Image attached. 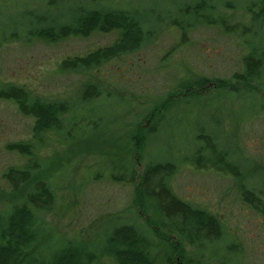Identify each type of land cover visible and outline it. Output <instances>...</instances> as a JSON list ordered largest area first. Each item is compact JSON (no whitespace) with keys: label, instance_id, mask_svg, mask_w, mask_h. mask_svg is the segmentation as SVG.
Returning <instances> with one entry per match:
<instances>
[{"label":"rangeland","instance_id":"374dc122","mask_svg":"<svg viewBox=\"0 0 264 264\" xmlns=\"http://www.w3.org/2000/svg\"><path fill=\"white\" fill-rule=\"evenodd\" d=\"M49 1L0 0V37L10 33L11 19L21 13L57 12L88 2L55 0L54 6H48ZM199 1L107 0L106 4L128 11L144 10L140 23L148 39L88 72L62 73L59 63L111 45L116 32H95L53 45L21 40L2 44L1 81L22 85L44 98L72 100L77 112L86 115L65 122L76 125L71 130L77 136L74 142L58 145L50 135L41 152L50 159L45 177L53 182L57 195L52 213L41 218L47 240L95 245L111 222H143L151 212L135 198L136 185L128 183L126 176L134 170L140 174L156 160H171L179 167L170 176L172 192L221 220L225 230L217 246L219 256L229 264H264L263 218L239 195V188L254 185L264 197V93L242 88L235 93L229 89L231 83L223 82L242 69L245 41L251 38L264 47V17L258 14V0H205L213 17H224L231 30L225 33L218 25H197L180 44L179 9ZM93 79L102 84L103 97L80 106L78 91ZM153 109L159 115L152 116ZM97 114L100 120L95 127ZM31 127L32 119L18 113L10 102L0 101V189L5 186L3 171L21 161L5 145L28 139ZM141 130L150 135L142 139ZM209 145L216 154L225 152L242 178L233 179L208 164L200 168L182 162L195 152L209 158ZM116 168L124 179L110 177ZM7 200L0 194V202ZM230 242L240 250L221 251ZM41 244L36 239L31 246L37 256L49 252ZM100 261L109 264L106 258Z\"/></svg>","mask_w":264,"mask_h":264},{"label":"trees","instance_id":"16d2710c","mask_svg":"<svg viewBox=\"0 0 264 264\" xmlns=\"http://www.w3.org/2000/svg\"><path fill=\"white\" fill-rule=\"evenodd\" d=\"M106 1L88 0L84 5L67 6L57 12L42 9L21 13L11 19L10 33L0 37V49L4 42L11 40L53 45L71 37L85 38L95 32H116L117 39L111 45L96 48L83 56H68L59 63L62 73L91 71L131 47H140L148 39L147 31L140 23L146 15L144 10L128 11L108 5ZM257 3L258 14L264 17V0ZM55 4V0L47 3L48 6ZM209 11L212 12V8L205 6V0L179 9L182 20L177 21L176 28L180 31V44L187 40L190 30L201 24L218 25L229 33L231 28L225 18L213 17ZM249 39L245 41L248 47L242 57V69L223 82L231 83L229 89L235 93H239L240 88L246 92L264 93V47ZM93 80L82 83L76 99L80 106L90 101L96 103L103 97L102 84ZM0 101L10 102L18 113L32 119L28 139L5 145L21 161L8 166L2 174L5 186L0 189V194L8 200L0 202L4 205L0 209V264H100L102 258L109 264H229L226 258L219 256L220 249L217 248L225 230L221 220L205 208L180 200L172 192L170 176L179 167L171 160H156L146 165L140 174L134 170L126 176L128 183L136 185L135 198L151 212L143 222L139 219L111 222L95 245L83 240H47L41 218L45 213H52L57 195L55 185L45 177L50 159L41 152L50 143L51 136L58 145L74 142L77 136L71 130L76 125L66 126L65 122L86 115L77 112L72 100L44 98L22 85L1 80ZM151 115L155 117L159 112L153 109ZM99 120L97 114L92 125L96 127ZM139 134L142 139L150 135L143 130ZM208 148L211 150L209 158L195 152L190 155L192 159H182V162L200 165V168L208 164L216 172L229 173L233 179L242 178L240 168L225 152L216 154L211 145ZM114 170L110 172L113 180L124 179L119 176L120 168ZM239 195L241 201L264 221V197L255 192L254 185L239 188ZM36 239L42 242L41 247L49 248L48 253L37 256L31 251ZM222 246L221 251L224 249L229 253L240 250V246L235 248L231 242Z\"/></svg>","mask_w":264,"mask_h":264}]
</instances>
